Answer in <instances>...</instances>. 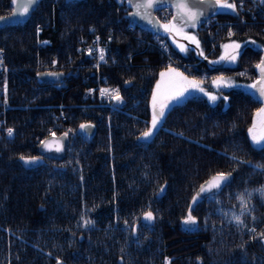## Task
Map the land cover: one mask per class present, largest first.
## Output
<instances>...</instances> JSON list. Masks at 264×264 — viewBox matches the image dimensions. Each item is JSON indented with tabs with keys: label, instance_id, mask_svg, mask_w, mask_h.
I'll use <instances>...</instances> for the list:
<instances>
[{
	"label": "trees",
	"instance_id": "16d2710c",
	"mask_svg": "<svg viewBox=\"0 0 264 264\" xmlns=\"http://www.w3.org/2000/svg\"><path fill=\"white\" fill-rule=\"evenodd\" d=\"M228 2L236 10L218 7L213 35L204 24L176 25L199 47L170 34L172 58L186 63L176 67L191 78L240 71L244 85L254 84L264 20L230 24L238 1ZM13 5L0 0V15ZM130 11L128 0H39L27 20L0 28L10 67L4 116L13 130L0 132V264H264V141L256 144L249 133L264 100L235 84L191 91L170 102L145 138L154 86L173 62L148 44L142 28H130ZM96 34L106 59L100 79L121 88V99L108 104L86 96L98 77L83 47ZM44 38L50 43L41 46ZM230 43L240 45L232 49L235 64L227 65L226 56L213 62ZM51 56L65 85L38 76L39 61ZM61 111L74 130L65 157L41 155L37 147ZM87 123L93 134L80 128ZM34 156L41 158L37 165L25 162ZM215 172L233 179L197 197ZM190 208L193 228L184 225ZM148 212L153 219H145Z\"/></svg>",
	"mask_w": 264,
	"mask_h": 264
},
{
	"label": "built area",
	"instance_id": "2783aa9c",
	"mask_svg": "<svg viewBox=\"0 0 264 264\" xmlns=\"http://www.w3.org/2000/svg\"><path fill=\"white\" fill-rule=\"evenodd\" d=\"M119 3H124L125 0H118ZM238 8L236 20L232 23H250V22H258L259 20H264V0H237ZM263 19V20H262ZM220 22L217 18L216 14L208 17L203 24L208 28L209 34L213 35L216 33L211 27L215 22ZM160 22L162 25L173 23V16L171 15V10L169 7H162L160 9ZM221 23V22H220ZM134 26L131 23L130 28ZM141 28V27H140ZM145 31V37H147L148 44L156 45L159 49H161L165 56L168 59V63L174 62V60L182 61L181 58H172V48L169 44V36L171 34V30H166L164 27L163 31L157 32L155 30H148L142 28ZM42 31L41 28L38 30ZM79 41H83V39H79ZM50 43V40L47 38L40 39L39 44L41 46H46ZM84 50L93 58V65L95 67V74L98 77V82L89 86L86 90V96L97 98L98 102L102 104H106L112 102L114 99L109 95H101V89H117L119 91V95L121 94V88L118 85L114 84H105L106 82H102L100 79V67L101 63H103L106 59L105 57L101 60V55L103 54L104 43L99 34H96L92 40L84 41ZM176 63V62H174ZM38 66L42 70H57V59L55 56H51L47 59H41L39 61ZM10 67L6 64L5 61V53L3 48H0V132H5L8 134V129L11 127L6 123V118L4 116L5 106H9L10 101V90L7 80V74L9 72ZM63 79V78H62ZM106 81V80H105ZM58 86L65 85L64 80L57 81ZM67 133V136L70 137L74 130L68 127L66 124V116L63 111L58 113L55 117L54 125L47 129L48 135Z\"/></svg>",
	"mask_w": 264,
	"mask_h": 264
},
{
	"label": "snow or ice",
	"instance_id": "6c2138e0",
	"mask_svg": "<svg viewBox=\"0 0 264 264\" xmlns=\"http://www.w3.org/2000/svg\"><path fill=\"white\" fill-rule=\"evenodd\" d=\"M15 3L16 0H13ZM36 2V0H26V3L23 5V11L25 13L28 12V5H32ZM161 4L163 3V0H160ZM215 2L222 8H228L232 9L233 11L236 10L237 5L232 2H228V0H215ZM137 8H145V9H151L153 8V0H144L143 3H138L135 5ZM175 7L183 12L185 15H187L188 19L193 21L192 26L195 27V21L198 19V14L196 12H192L189 8V5L184 2V0H179V2L175 5ZM202 14V13H201ZM3 17H0V20H3ZM176 20V17L173 18V21ZM166 30H174L175 29V23L166 24L164 25ZM231 35V33H229ZM188 39L192 40L197 44V47H199V42L195 40V37H187ZM225 48H234L238 49L240 47L239 44H232V45H225ZM181 50L185 51L186 49L181 46ZM101 60H103V55H101ZM224 57H222L223 59ZM230 60H235L236 55H230L227 57ZM262 75V79L258 82L259 83V93L261 97H264V60H261V62L256 66ZM161 80L157 82L156 90L153 92L152 97V128L148 131H145L142 135L147 138L152 135V129H155L157 125L161 122L162 118L165 116V110L169 107L170 102L173 100H177L179 97L184 96V93L187 91L188 87L191 88H199V81L196 80H188L187 77H185L182 73L176 72L175 69L169 68L167 72H161L160 73ZM168 78L167 80L165 78ZM223 82V77H218L216 80L213 81V83L219 84ZM230 86V84L228 85ZM252 88H256L257 84L251 85ZM201 92L204 91L203 88H199ZM101 95H109L113 99H116L119 101L120 95L119 91L117 89H101ZM209 95V99L212 101L216 100V96ZM227 99V97H225ZM258 116H261L264 118V108H261L259 112L257 113ZM90 127V125L81 124V129H86ZM256 126L254 125L253 128L249 129V133L252 136V140L256 144H260L262 141H264V119H262V127L259 134L255 131ZM13 134V130L10 128L8 129V135L11 136ZM67 133H65V136ZM53 136H55V133H53ZM45 144V147H49L51 143L57 144L56 151H60L61 148L59 146V141H51V142H42ZM21 159H25L24 157H21ZM36 158H30L26 159V163H30L34 161ZM227 177L223 174H217L216 176L212 177L211 180L206 182V185H201L200 192L197 194L199 196L200 193H203L205 191H211L213 188H219L222 181L226 180ZM196 201V197L193 198V202ZM145 219L151 220L153 219V215L151 212H148L145 214ZM237 223H242L240 221L239 217H235ZM195 218L191 215V208L189 209V214L187 218L185 219V224H195ZM91 221H85V224H89ZM264 236V233L261 234Z\"/></svg>",
	"mask_w": 264,
	"mask_h": 264
},
{
	"label": "water",
	"instance_id": "95a60500",
	"mask_svg": "<svg viewBox=\"0 0 264 264\" xmlns=\"http://www.w3.org/2000/svg\"><path fill=\"white\" fill-rule=\"evenodd\" d=\"M144 0H129L131 11L128 15L129 20L134 23L135 25L148 29V30H155L157 32L162 31L164 28L159 21L157 14L155 12L156 7L163 5V4H171L174 9V15L173 18L176 17V20L174 21L175 24L179 27H191L193 24V21L189 20L187 15H185L183 12L178 10L175 5L179 2V0H163V3L161 4L160 0H153V8L151 9H145V8H137L135 5L138 3H143ZM185 3L189 5V8L192 12H196L198 14V19L194 22L195 26L201 25L208 17L213 16L215 12L218 10V4L215 2V0H184ZM26 3V0H16V2L13 5V9L11 13L7 15H0V17H3V20H0V28L5 26L8 23L15 22V21H25L27 20L33 10L37 7L39 0H36V2L32 5H28V12L25 13L23 11V5ZM202 13V14H201ZM262 60H264V55ZM43 80H50V81H56L60 80L63 77L62 72L60 71H41L38 75ZM262 79V75L260 72L259 78L254 82V84H257V87L254 88V91L257 96H260L259 93V81ZM264 100V97H261ZM86 125H90V127L84 129L85 132L88 134H93L95 131V127L93 124L87 123ZM51 141H59V146L61 148L60 151H56L57 144L51 143L49 147H45V144L42 142H51ZM68 144V137L65 136V134H58V135H48L46 138H44L38 145L37 150L41 155L50 156L53 158L62 159L65 157L66 154V148ZM33 158V157H30ZM29 158V159H30ZM36 158L34 161L28 163L30 165H37L41 158L40 156H34ZM217 174H223L227 177L226 180L222 181L219 188H213L211 191H205L203 193H200L199 196L197 195L200 192L201 185H206V182L211 180L212 177L216 176ZM233 179L232 173L230 172H215L212 175H210L207 179H205L197 188L196 195L199 198H206L210 195L215 194L218 192L222 187L229 184ZM184 225L188 228H193L196 225L195 224H185Z\"/></svg>",
	"mask_w": 264,
	"mask_h": 264
},
{
	"label": "rangeland",
	"instance_id": "374dc122",
	"mask_svg": "<svg viewBox=\"0 0 264 264\" xmlns=\"http://www.w3.org/2000/svg\"><path fill=\"white\" fill-rule=\"evenodd\" d=\"M182 36H184L186 38L187 37H193V35H191L189 32H186L185 33L184 31L178 29L176 27V24H175V29L174 30H171V37H170L171 40H176V39H178V38H180ZM178 40H180V39H178ZM187 40H190V39L187 38ZM190 41H192V40H190ZM169 44L171 45L170 42H169ZM232 44L233 43H230L229 45H232ZM232 49H234V48H231V47L230 48H225V47H223V49H222L223 53L221 52V54L218 57L213 58L212 61L215 62V63L221 62L220 60L222 59V57L226 56L225 63L227 65H234L235 62H236V59H237V53H236V50H233L232 51ZM230 55H236V59L234 61L228 59L227 57L230 56ZM174 62H176V63H174ZM174 62L172 64H168L167 65V68H165V70L163 72H167L169 70V68L175 69L176 72L182 73L185 77L188 78V80H196V81H199L200 82L199 83V88H203L204 89L203 92L208 91L209 93H213V92H211L212 90L219 91V90H221L223 88H226L229 84L230 85L231 84H235V85H240V86H247L249 88H252L251 85H253V82H248L247 85H244L245 82H243L241 80V78H238V77H241L240 75L242 74V72H240V71H238V72L235 73L236 74V77L233 76V75H228V74H225V73H221L220 72V73H217L216 75H212V76L211 75H208V77H209L208 78L207 77V74L205 72H203V75H201L200 78H194V77L191 78L190 76H188L185 73L184 69H180L179 67H176V66H179V65L186 64V63H184V61L174 60ZM220 71H221V69H220ZM218 77H223V82H221L219 84L213 83V81L216 80ZM165 79L167 80L168 78L166 77ZM206 79H208L207 80L208 83L205 84ZM160 80H161V76H159L157 82L160 81ZM157 82H156V84L154 86L153 92L156 90ZM199 88H191V87H188L187 91L184 94H187V93H189L191 91L192 92L193 91H200ZM209 88H211V89L208 90ZM152 97H153V94H152ZM151 107H152V101H151ZM261 108H264V102L255 110L254 118H253V121H252V123L250 125V128H253L254 125L256 126L255 131H256L257 134H259L260 131H261L262 119H264L261 116H258L257 115V113L259 112V110ZM151 128H152V123H151V126H150L149 129H151ZM71 136H74V133ZM71 136H70V138H71ZM169 263H170L169 262V259H167L166 264H169Z\"/></svg>",
	"mask_w": 264,
	"mask_h": 264
},
{
	"label": "bare ground",
	"instance_id": "6f19581e",
	"mask_svg": "<svg viewBox=\"0 0 264 264\" xmlns=\"http://www.w3.org/2000/svg\"><path fill=\"white\" fill-rule=\"evenodd\" d=\"M164 6L169 7L170 10H171V15H174V9H173V6L171 4H163V5H160V6L156 7V9H155V12L157 14V17H158L159 21H160V9L162 7H164ZM102 55H103V57H105V54H102ZM109 103H111V102H109ZM106 104H108V103H106ZM61 134H65V133H61Z\"/></svg>",
	"mask_w": 264,
	"mask_h": 264
}]
</instances>
